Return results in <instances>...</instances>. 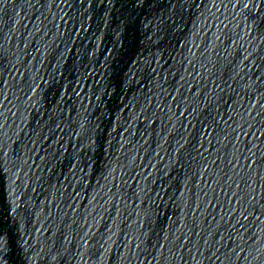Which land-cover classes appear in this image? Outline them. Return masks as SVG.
Listing matches in <instances>:
<instances>
[{"label":"water","instance_id":"95a60500","mask_svg":"<svg viewBox=\"0 0 264 264\" xmlns=\"http://www.w3.org/2000/svg\"><path fill=\"white\" fill-rule=\"evenodd\" d=\"M0 264H264V0H0Z\"/></svg>","mask_w":264,"mask_h":264}]
</instances>
